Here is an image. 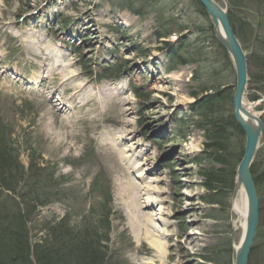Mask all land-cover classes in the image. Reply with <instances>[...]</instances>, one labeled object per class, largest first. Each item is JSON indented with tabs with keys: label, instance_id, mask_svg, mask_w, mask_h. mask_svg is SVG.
I'll list each match as a JSON object with an SVG mask.
<instances>
[{
	"label": "rangeland",
	"instance_id": "obj_1",
	"mask_svg": "<svg viewBox=\"0 0 264 264\" xmlns=\"http://www.w3.org/2000/svg\"><path fill=\"white\" fill-rule=\"evenodd\" d=\"M216 1L226 7L225 1ZM230 1L234 5L230 20L239 30L250 81V72H254L249 65L251 47L257 37L264 39V0L262 4L258 0ZM202 5L199 0H0V136L11 144L25 172L32 161L39 175L51 171L59 181L57 197L30 207L28 213L33 214L28 226L33 243L45 236L44 226L60 227L62 221L70 222V228L78 233L85 222L91 223L85 216L93 207L98 212L106 206L110 234L102 245L110 264H219L213 259H231L229 264H234V247L242 234V228L235 225L238 217L233 209L236 176L232 188L222 186L215 191L205 185L208 170L222 166L229 170L230 165L216 161V152L206 146L205 115L196 104L206 96L214 101L221 96L224 100L216 103L212 118L234 114L237 75ZM83 9L95 13L91 51L83 44L82 35L88 33L86 21L74 22ZM31 15L39 18L30 19ZM14 21L16 25H7ZM28 34L39 36L40 41L45 36L47 40L62 35L66 52L73 54L79 71L95 86L116 84L124 113L112 112L100 124L90 123L85 114L88 108L78 109V102L69 100L70 92L49 82L72 111L60 115L69 122L67 128L61 126L60 119L46 116V101L34 92L36 61L23 40ZM7 68L13 79L3 78ZM256 71L261 78L250 85L248 81L245 98L249 103L258 102L253 110L264 121V67ZM250 94L258 98L253 100ZM48 122L52 124L48 126ZM108 128L129 131L125 134L129 145L134 139L139 142L138 153L145 154L142 173L152 166L159 170L146 176L156 180L151 185L159 188L162 202L144 211L156 215L154 222L173 239H162L157 250L138 231L137 212H130L120 198L122 175L98 141ZM241 139L245 147L246 135ZM231 142L238 150L240 139L235 136ZM240 161L235 163L237 168ZM255 163L262 175L264 131ZM19 172L21 168L13 169L9 182L18 190L28 178L23 179ZM32 173L37 175L34 168ZM131 179L143 181L137 176ZM257 189L260 220L249 264H264V181ZM7 193L13 194L3 190ZM239 193L240 189L237 196ZM104 196L110 201L104 203Z\"/></svg>",
	"mask_w": 264,
	"mask_h": 264
},
{
	"label": "trees",
	"instance_id": "obj_2",
	"mask_svg": "<svg viewBox=\"0 0 264 264\" xmlns=\"http://www.w3.org/2000/svg\"><path fill=\"white\" fill-rule=\"evenodd\" d=\"M258 1L262 4L261 0ZM234 28L238 36L239 30ZM238 37L240 38V35ZM257 38L249 55V65L254 69V72H250L249 85L252 81H258V78H261L256 70L264 67V39ZM250 98L255 100L258 95L250 94ZM220 100L223 101V97L220 96L219 100L214 101L210 96H206L196 104L205 115L206 121L203 120L205 124L202 127H206V137L209 140L206 146L214 149L216 161L230 165L229 170L226 166H222L206 172L205 185L215 191L222 186L233 187L237 173L235 163L243 158L245 151V147L242 146L243 139H241L245 133L233 112L224 114L219 117L220 119L212 118L214 115L212 111ZM208 124L211 125L208 127ZM235 136L240 139L238 150L231 142ZM3 138L4 136H0V264H110L107 260V249L102 245V242L108 240L110 234V215L107 214L106 206L100 207L98 212L94 211L93 207L85 216L91 223L85 222L83 229L78 233H75L74 227L70 228V222L62 221L60 227L56 224L44 226L42 231L46 233V237L36 238V242H32V232L28 226L33 214L28 213L32 211L30 207L47 204L57 197L60 192H56L55 187L59 181L53 177L51 171L45 170V176L39 175L38 166L34 167L32 161L29 172H25L11 144ZM18 168L22 169L19 174L23 179L28 177L22 182L19 190L9 184L12 170ZM33 168L37 175L32 173ZM251 171L257 188L262 186L264 172L261 175L257 171L255 161ZM3 190L12 191L13 194H3ZM103 199L104 203L110 201L106 196ZM94 217H97L96 220ZM254 249L255 247L252 246L250 257ZM213 261L229 264L231 259L229 262L218 259Z\"/></svg>",
	"mask_w": 264,
	"mask_h": 264
},
{
	"label": "bare ground",
	"instance_id": "obj_3",
	"mask_svg": "<svg viewBox=\"0 0 264 264\" xmlns=\"http://www.w3.org/2000/svg\"><path fill=\"white\" fill-rule=\"evenodd\" d=\"M51 1L53 2L54 0ZM214 1L217 2L216 0ZM228 1L233 5L230 0ZM40 10L43 13V8ZM231 13L232 12L230 11L229 14ZM94 16V12L83 9L82 14H79L78 17L74 19V22L76 23L86 21V30L88 33L83 34L82 38L85 40L83 43L84 46L87 45L89 48L88 51L94 49V40L92 38L96 34L91 33L95 26L93 23ZM29 17L30 19L32 17L39 18L37 16L34 17L33 15ZM10 24L16 25V22H10L7 25ZM233 30L235 31L234 27ZM23 40L26 49L31 52L36 61V70L32 76V78L35 79L34 84H36L34 92H37L36 95L39 98L41 97L45 99L47 107V111L45 112L46 116L48 114L51 117L60 119L61 126L67 128L69 122L65 121L66 119H62L60 115L72 111V109L69 108L70 105L67 103V100L65 101L64 96L58 97L57 92L54 91L53 87L48 85L49 82L52 84H58L62 91L70 92L71 95L69 100H76L78 105L75 107L78 106V109L81 107H87V113L85 114L88 116L87 121L90 123L96 122L98 125L100 124L101 119H109L112 112L119 115L124 113L121 105L123 98L121 99V94L116 91V84L112 85L111 83H104L95 86V83H93L89 77L85 76V72L79 71L77 62L73 61V54L66 52V39L62 37V35L57 34L53 38H48L47 40L45 36L44 39L40 41L39 36L28 34ZM40 42H44V44L40 45ZM9 70L10 69L8 68L4 69L2 73L4 79L8 77L13 79V75ZM154 79L157 80V77H154ZM91 114L95 115L91 117ZM51 124L52 123L48 122V126ZM128 132L129 131L124 130V128L123 130H113L108 128L98 136V141L101 147L106 151L109 157L108 159L112 162L115 171L122 175L118 182L120 198L125 200V205L129 208L128 210H130V212H137L139 220L137 222L138 231L147 237L149 245L157 250L159 245H162V239H173L172 234L159 229L160 227L158 224L160 223L156 224L154 222L157 218L156 215L154 216L144 211V209L155 208L156 205L162 202L159 197L161 195L158 191L159 188L151 185L152 182H155L156 180L151 181L146 176L149 172L156 171L157 166H152L147 173H142L140 171L144 164L142 161L145 154L138 153L141 147L136 139L131 143L132 145L127 143L125 134ZM69 135L70 134L67 133L68 137ZM194 148H196V146H194ZM146 160L151 162L149 156H147ZM124 163H126V166H124ZM158 172L159 170H157V173ZM133 176H137L143 181H141V183L133 182L131 179ZM155 193L157 196L154 195ZM233 209L238 217L235 225L242 228L240 241L235 244V248H237L243 240L247 227V197L242 187L239 195L234 199ZM176 244H178V241ZM152 263H154V261Z\"/></svg>",
	"mask_w": 264,
	"mask_h": 264
},
{
	"label": "water",
	"instance_id": "obj_4",
	"mask_svg": "<svg viewBox=\"0 0 264 264\" xmlns=\"http://www.w3.org/2000/svg\"><path fill=\"white\" fill-rule=\"evenodd\" d=\"M199 1L205 7L210 20L214 24L215 38L226 48L230 55L237 75L233 98L234 115L245 132L246 143L243 158L237 168L233 199L237 197V192L242 187L247 197V227L240 246L235 248L234 264H248L260 220L259 195L251 166L255 160L260 138L264 131V121L253 110L258 102L249 103L245 98L249 81L247 56L232 27L229 14L232 4L228 0H224L226 7L223 8L214 0ZM234 233L235 229L233 230Z\"/></svg>",
	"mask_w": 264,
	"mask_h": 264
}]
</instances>
